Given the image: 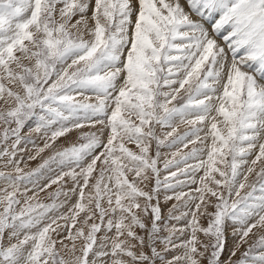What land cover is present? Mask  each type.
Instances as JSON below:
<instances>
[{
	"label": "snow or ice",
	"instance_id": "1",
	"mask_svg": "<svg viewBox=\"0 0 264 264\" xmlns=\"http://www.w3.org/2000/svg\"><path fill=\"white\" fill-rule=\"evenodd\" d=\"M0 164V264H264V0H0Z\"/></svg>",
	"mask_w": 264,
	"mask_h": 264
},
{
	"label": "rangeland",
	"instance_id": "2",
	"mask_svg": "<svg viewBox=\"0 0 264 264\" xmlns=\"http://www.w3.org/2000/svg\"><path fill=\"white\" fill-rule=\"evenodd\" d=\"M180 130H181V131H184L185 129H184L183 126H181V129H180ZM26 131H27V128L24 129V132H26ZM22 134H23V133H22ZM33 139L36 141V144H37V145H41V146H42V140H41L38 136L34 135V136H33ZM57 143H58V144H62V143H64L63 138H61V140L58 141ZM21 147H23V145H21ZM28 147H29V149H31L32 152L34 153L35 149L33 148V146H32V145H29ZM131 147H134V146H131ZM189 147H191V145H190ZM164 151H166V150H164ZM185 151H187V149H185ZM20 155H23V158H24L25 160H27V153H22V154H20ZM47 155H49V152L46 151L45 153L42 154V157H38L36 160L30 161V162H29V168H35V167H37V165L40 164V163L42 162V158H43V157H46ZM18 158H19V156H18ZM21 166L23 167V164H22ZM160 166L162 167V164H161ZM0 170H3V169H2V164H0ZM9 170H10V169H9ZM28 170H29L28 168L25 169V171H28ZM201 174H202V173H201ZM162 175H164V173H162ZM150 187H151V185H150ZM193 187H195V185H193ZM54 189H55V186H53V189H50L49 191H52V190H54ZM185 190H187V189H185ZM42 195H43V194H42ZM73 200H75V197H73ZM45 202H49V201H45ZM173 203H177V202H176L175 200H173V201H169V202L165 203V202L163 201L162 196H161V204H162V206H163V212H164L165 214H167L168 208H170L171 205H172ZM65 211H66V209H65ZM173 223H174V222H173ZM205 223H206V222H205ZM138 231H139V230H138ZM141 234H143V233H141Z\"/></svg>",
	"mask_w": 264,
	"mask_h": 264
}]
</instances>
